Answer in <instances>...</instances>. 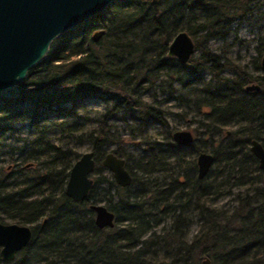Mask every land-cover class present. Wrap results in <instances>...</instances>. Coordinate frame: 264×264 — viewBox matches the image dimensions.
Wrapping results in <instances>:
<instances>
[{"label":"trees","instance_id":"trees-1","mask_svg":"<svg viewBox=\"0 0 264 264\" xmlns=\"http://www.w3.org/2000/svg\"><path fill=\"white\" fill-rule=\"evenodd\" d=\"M261 1L115 0L101 15L55 39L25 81L0 94V141L17 132V123L36 136L22 140L16 160L0 177V223L28 226L31 234L13 261L0 264H200L204 259L264 264V171L248 151L251 141L264 150V76L250 75L207 48L211 39L224 40L231 24L243 21ZM95 30L103 34L93 43ZM180 31L198 52L184 65L166 57ZM256 53L258 72L264 45ZM225 70L231 78L222 77ZM159 81L183 89L176 100L182 118L193 114L194 142L179 147L166 131L160 143L144 142V154L131 162L108 122L138 118L164 129L154 97L149 103L143 98ZM250 85L258 91L246 92ZM86 98L105 110L96 126L83 132L86 123L75 112ZM50 129L62 134V146L46 139ZM84 139L92 146L91 175L101 174L102 148L116 145L111 153L125 159L128 187L100 177L82 202L65 197L69 169L79 157L69 145ZM198 153L213 158L202 180L196 178ZM103 183L114 190L105 206L114 224L99 230L88 207L100 202ZM224 197L229 204L214 206ZM192 219L197 231L186 241ZM164 223L167 228L153 230Z\"/></svg>","mask_w":264,"mask_h":264},{"label":"water","instance_id":"water-1","mask_svg":"<svg viewBox=\"0 0 264 264\" xmlns=\"http://www.w3.org/2000/svg\"><path fill=\"white\" fill-rule=\"evenodd\" d=\"M115 0H0V94L14 90L21 85L28 71L45 59L50 44L65 33L101 15ZM103 34L101 30L91 35L97 42ZM194 54L192 39L184 31L175 34L166 48V57L184 65ZM259 71L264 76V53L259 59ZM246 92L258 91L250 85ZM89 98H86V100ZM174 144L188 147L192 143L188 131H175L171 134ZM249 153L264 171V150L257 141H251ZM213 164L212 155L198 153L195 157L196 178L202 180ZM100 167L108 171L114 184L126 188L131 183L125 160L111 152L104 154ZM94 169L92 152L77 158L68 172L64 195L73 203L82 202L87 196ZM93 215L94 226L101 229L113 227V214L101 205L88 207ZM30 229L15 223H0V260L11 262L24 249L30 240ZM200 264H209L204 259Z\"/></svg>","mask_w":264,"mask_h":264},{"label":"rangeland","instance_id":"rangeland-1","mask_svg":"<svg viewBox=\"0 0 264 264\" xmlns=\"http://www.w3.org/2000/svg\"><path fill=\"white\" fill-rule=\"evenodd\" d=\"M229 31V34L224 40L211 39L208 41L207 48L210 54L225 57L227 61L234 66L243 67L250 75H262L260 71L255 72L253 70V60L257 56L256 48L260 44L264 45V0L252 8L251 13L243 21L231 24ZM94 32H96V30ZM196 55H198V52H194L193 57ZM231 76L232 74L229 70H225L222 74L224 78H231ZM166 79L167 78L163 77L160 81H166ZM207 79L208 76H206V80ZM160 81L157 82L154 87L150 88L149 93L144 94L143 98L149 103L150 96L154 97L157 104L153 107L162 114L161 119L165 123L164 129L155 121H142L138 118L129 121L127 117H125V122L115 118L108 122L109 133H111L115 139L122 142L123 153L130 156L131 162L142 157L144 154V142L160 143L166 131H170L171 133L174 131L191 132V130L196 127V124L192 120L194 118L192 113H188L185 118H182L184 111L181 103L176 100V98L182 97L184 93L180 84L175 82L172 84L171 88L168 89L166 85ZM104 107L105 105L103 103L95 99L84 101L83 108L75 112L86 123L83 127V132L89 131L96 126L95 121L104 113ZM65 108L69 109V106H65ZM85 119H89V121ZM82 120H79V122H82ZM20 125L19 123L15 124L14 129H16L17 132L10 137L5 136L4 140L0 141V177L4 173L3 170L8 167V162L10 160H16L18 156L16 149L21 146L22 140L25 139L29 142L36 137L29 127ZM45 137L56 146L63 145V136L55 129L47 131ZM84 140L80 143H70L69 146L78 155L90 152L92 146L86 139ZM115 149L116 145L114 143H109L102 148V151L106 154L115 151ZM128 165H130V162ZM100 177L107 181L112 180L110 173L103 168L100 175H90L92 181ZM99 188V197L101 200L98 205L105 207L106 201H109V196H113L114 190L108 183H103ZM229 199L230 198L225 197L221 198L214 203V206L220 207L222 205H227L230 202ZM1 220L3 224H11L7 220ZM166 226L167 224L164 223L153 230L158 233L162 228H167ZM197 227L198 226L194 223V219H192L186 231V241H189L195 235Z\"/></svg>","mask_w":264,"mask_h":264},{"label":"flooded vegetation","instance_id":"flooded-vegetation-1","mask_svg":"<svg viewBox=\"0 0 264 264\" xmlns=\"http://www.w3.org/2000/svg\"><path fill=\"white\" fill-rule=\"evenodd\" d=\"M175 132V131H174ZM190 134H191V137H192V143L188 146V147H190L192 144H193V142H194V137H193V134L190 132V131H188ZM173 133V132H172ZM178 146V145H177ZM179 147H181V146H179ZM183 148H187V147H183ZM114 183V182H113Z\"/></svg>","mask_w":264,"mask_h":264}]
</instances>
